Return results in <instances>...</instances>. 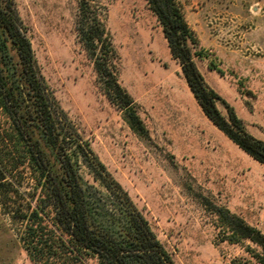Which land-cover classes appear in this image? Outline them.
<instances>
[{"label":"rangeland","instance_id":"obj_1","mask_svg":"<svg viewBox=\"0 0 264 264\" xmlns=\"http://www.w3.org/2000/svg\"><path fill=\"white\" fill-rule=\"evenodd\" d=\"M96 1L116 50L119 82L135 99L148 134L134 132L120 109L122 100L106 94L96 58L77 35V0H15L62 115L127 191L177 264H229L247 256L237 245L214 243L216 222L228 209L264 232V164L205 115L147 0ZM179 3L199 41L193 51L201 55L194 59L206 83L250 134L264 140V0ZM97 57L108 58L99 51ZM218 107L228 117L226 104L219 101ZM0 156L10 182L0 187V264H33L20 242L22 224L11 213L36 204L38 182L13 148L1 143ZM78 164L86 185L117 211L119 201L82 154Z\"/></svg>","mask_w":264,"mask_h":264},{"label":"trees","instance_id":"obj_2","mask_svg":"<svg viewBox=\"0 0 264 264\" xmlns=\"http://www.w3.org/2000/svg\"><path fill=\"white\" fill-rule=\"evenodd\" d=\"M162 26L170 50L180 61L187 83L205 115L233 142L264 164V140L250 134L234 108L206 83L193 46L199 44L179 0H147ZM76 31L95 59V69L107 83L106 94L120 98V109L131 129L148 130L135 108V99L121 86L115 71L116 50L96 0H77ZM93 9V10H92ZM108 58L97 59V52ZM213 69L216 67H212ZM219 72L223 73L221 69ZM228 108L225 117L218 102ZM26 158L37 179L36 204L12 211L22 224L20 242L33 264H177L159 241L146 217L105 166L92 156L73 130L37 66L15 0H0V146ZM82 154L99 174L102 186L119 201L117 211L101 203L79 170ZM0 187H6L7 163L0 156ZM6 192H9L6 189ZM35 198V197H34ZM216 245L244 249L247 256L229 264H264V232L228 209L217 222Z\"/></svg>","mask_w":264,"mask_h":264}]
</instances>
